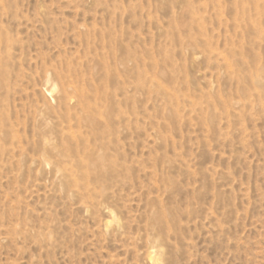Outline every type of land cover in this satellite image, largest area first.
<instances>
[{"label":"rangeland","instance_id":"rangeland-1","mask_svg":"<svg viewBox=\"0 0 264 264\" xmlns=\"http://www.w3.org/2000/svg\"><path fill=\"white\" fill-rule=\"evenodd\" d=\"M0 264H264V0H0Z\"/></svg>","mask_w":264,"mask_h":264}]
</instances>
